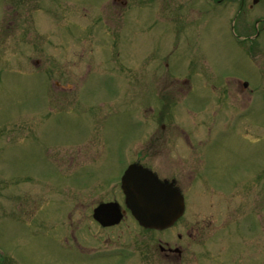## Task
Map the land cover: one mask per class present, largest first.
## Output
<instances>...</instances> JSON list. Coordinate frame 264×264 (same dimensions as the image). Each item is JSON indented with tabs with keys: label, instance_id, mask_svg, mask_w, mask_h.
<instances>
[{
	"label": "rangeland",
	"instance_id": "rangeland-1",
	"mask_svg": "<svg viewBox=\"0 0 264 264\" xmlns=\"http://www.w3.org/2000/svg\"><path fill=\"white\" fill-rule=\"evenodd\" d=\"M124 1L0 0V175L31 173L5 190L41 197L23 223L0 214V254L14 264H133L128 250L150 233L129 217L100 230L91 210L136 160L179 174L184 213L169 233L189 222L196 236L177 264H264V76L234 50L241 16L229 0ZM236 78L247 84L241 97ZM196 154L190 180L182 161ZM232 184L249 186L230 197Z\"/></svg>",
	"mask_w": 264,
	"mask_h": 264
},
{
	"label": "flooded vegetation",
	"instance_id": "flooded-vegetation-1",
	"mask_svg": "<svg viewBox=\"0 0 264 264\" xmlns=\"http://www.w3.org/2000/svg\"><path fill=\"white\" fill-rule=\"evenodd\" d=\"M113 1H117L121 5L125 6L124 0H113ZM218 1L219 0H215V2H218ZM225 7L228 10L230 8L234 12L235 18L238 15L241 16L240 17L241 19H238L237 21L234 20L232 24L233 29H234V26L237 27L236 28L237 33L234 30V33H235V36H234L235 38L233 39L234 50L236 51L238 56L247 59L249 62H251L255 66L257 72L260 74L259 78L262 79L264 76V0H229L227 4L225 5ZM260 61H263L262 65H260L261 64ZM29 63L34 64V67L37 68L38 60L33 59ZM260 66H262L263 68H261ZM34 72L38 74L42 72V70L35 69ZM233 80H234L233 91L236 96H240L241 93L237 92V90L238 89L244 90L247 84L246 82L239 80L238 78L233 79ZM229 82L230 81L227 80L222 85L229 84ZM187 83H188V80L186 78H182L179 81L180 88H182L183 85H187ZM50 84H51V87L54 86L56 88H61V90H63L66 86L70 85V83L67 82L65 83L66 86H64V84L59 83V81L55 79ZM222 89L226 90L224 86L222 87ZM224 90H223L224 96L228 97V99L231 102L230 105L234 108V110H236L237 108H236V105L234 104V95H232L233 92L229 94V92H224ZM243 98L245 99L246 97L243 95ZM242 110L244 112V108ZM161 127L163 128L164 125L161 124ZM201 137H202V133H199V139L195 141L196 144L193 146L194 149L196 145L199 146L200 143L202 142L200 139ZM10 138L11 137H8V141L10 140ZM181 144L184 145V148L186 149L193 148L191 146H186L185 145L186 143L184 142H182ZM181 146H177V148ZM182 162L186 164L185 171L190 170V173L187 176L189 177L191 176L190 180H192L195 177L196 168L200 164L199 157L196 154V157L194 156V157L188 158V162H185V161H182ZM129 164L140 165L148 169L160 181H173V184L175 185V181H176L175 176L177 174V169L175 166H173V164H169L166 167L164 173H160L155 168V166H152V165L144 166L139 161L130 160L125 164L124 167L121 168L120 170L121 172L119 173L121 174L122 171ZM119 173L116 174V177H115V179H117L118 182H116V184L115 182H112V181L109 183V187L112 186L114 188V189L112 188L113 190H111V194L108 195L107 198H104L103 200H99L95 203L98 204L100 202H116L118 203L119 209L122 212V218H125V217H129L128 215L129 211L128 209L125 208V206L122 203L123 195L119 187V179H120ZM3 176L0 175V201H3V204H0V214L7 215L10 221H12L13 223H23L26 221L27 213L36 214L39 212L38 210H40V207H41V205H39L41 197L39 194H37L36 192L37 190H35L34 195L31 196L30 194H32V190H28L31 188H25V187L18 188L16 192L13 194V196H10L5 190L4 183H7L6 181H10V180L25 182L28 179H30L32 175L31 173H25V172H21L18 174L10 173L8 176L5 175V178L1 179ZM248 186L249 184L247 186L243 185V187H240L239 185L237 186L236 184H232L231 190L228 193V195H230V197H233L234 194L236 193L241 194V191L244 192L246 187ZM178 190L183 196V191L179 188ZM10 201L13 203L11 207L7 205V202H10ZM224 201L226 203L228 202L227 200H224ZM223 205H227V204H223ZM92 222L97 228H99L100 230H104V231H116L120 227V224L123 223L122 219L118 223H115L111 226H100L97 222L95 221H92ZM130 224L133 227L135 226L134 228L138 230H142L144 232L150 233V236L148 238H145V239L136 238L135 242L132 243L134 247L132 249L128 248L129 249L128 252H130L131 255L132 253L133 255H136V259L133 262V264H160L157 260H161V261L163 260L164 264H171V262L177 264V262H180L182 260V256L186 254L187 245L189 244L188 240H191L192 238H194V235L196 236V233H194L195 228L194 226L190 225L189 222L186 224V226H183L181 233L175 234V239H173V237L170 235L171 233H169L170 232L169 229L173 227V225L163 230H148V229L141 228L134 221H130ZM67 226L69 228V225ZM127 254L123 256V258L126 257ZM117 257H121V256H117ZM0 264H14V263L11 262V256L1 253L0 254Z\"/></svg>",
	"mask_w": 264,
	"mask_h": 264
},
{
	"label": "water",
	"instance_id": "water-1",
	"mask_svg": "<svg viewBox=\"0 0 264 264\" xmlns=\"http://www.w3.org/2000/svg\"><path fill=\"white\" fill-rule=\"evenodd\" d=\"M130 165L121 178L125 205L138 223L147 228L161 229L171 225L183 211V201L172 183H161L151 173ZM109 204L99 205L93 211V218L103 224ZM115 220L121 215L114 212Z\"/></svg>",
	"mask_w": 264,
	"mask_h": 264
}]
</instances>
